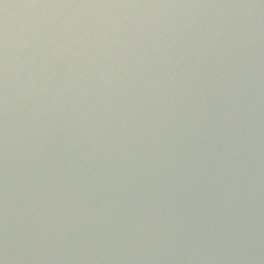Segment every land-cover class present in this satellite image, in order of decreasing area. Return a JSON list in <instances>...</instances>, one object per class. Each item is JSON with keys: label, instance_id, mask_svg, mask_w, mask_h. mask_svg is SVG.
<instances>
[{"label": "water", "instance_id": "obj_1", "mask_svg": "<svg viewBox=\"0 0 264 264\" xmlns=\"http://www.w3.org/2000/svg\"><path fill=\"white\" fill-rule=\"evenodd\" d=\"M0 264H264V0H0Z\"/></svg>", "mask_w": 264, "mask_h": 264}]
</instances>
